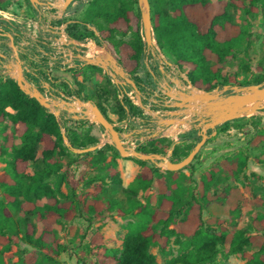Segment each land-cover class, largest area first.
Segmentation results:
<instances>
[{
	"label": "trees",
	"instance_id": "1",
	"mask_svg": "<svg viewBox=\"0 0 264 264\" xmlns=\"http://www.w3.org/2000/svg\"><path fill=\"white\" fill-rule=\"evenodd\" d=\"M5 0H0V6ZM81 1V0H77ZM153 37L157 47L171 59L177 68L184 72L191 84L200 90L210 91L217 86L238 85L249 82H239L233 75L224 73V63L233 59L242 49L248 48L252 38L253 20L257 16L263 18L264 0H148ZM71 5H69L68 9ZM74 13L79 17L63 18L68 21L65 32L68 37L77 41L85 38L94 40L95 45L111 53L118 65L135 81L143 98V106L150 104L151 110H159L163 103L162 95H154L156 85H152L155 67L144 64L146 44L141 33L140 11L137 0H89L85 8L76 5ZM67 9V11H68ZM81 9V10H80ZM231 9L240 10L243 19L240 23L234 21ZM59 23V22H58ZM3 31L10 32L12 28L7 21L0 20ZM95 26V28H92ZM42 48L40 44H34ZM41 65L36 66L33 74L48 84L51 95L60 93L71 97L75 96L83 101L91 100L101 112L111 121L106 112V102L111 93L109 88H99L91 95H84L83 84L86 72H101L95 65H85L81 68L73 67L70 72L71 80L47 77L45 59L40 58ZM44 64H43V63ZM261 70V69H259ZM143 71V74L141 72ZM82 76L78 82L77 77ZM107 76V81L111 83ZM264 80V74L254 79L255 84ZM30 81V80H29ZM41 91L44 87L38 82L35 84ZM114 90L123 96L115 101L118 122L128 117H139L148 124L150 119L143 109L134 104L126 95L130 86L113 85ZM157 102L153 103L150 98ZM9 108L10 110H7ZM162 109V108H161ZM164 109V108H163ZM9 121L16 127L17 137L21 145L15 146L13 137L3 135L0 142V158L6 162V171L0 174V264H41L35 258V251H43L44 258L51 261L49 253L59 256L65 247L55 236L52 224L60 218H71L79 211L78 195L75 192V183L67 181V171L62 168V159L67 156V164L77 161L82 156H90V163L94 168L110 170V181L122 185L119 172L116 170V159L119 157L114 146L105 143L102 147L82 154L73 153L63 143V133L71 146L87 148L99 142V138L92 134L93 123L84 119H74L61 113L55 117L43 108L35 99L22 92L16 82L10 78H2L0 73V123ZM112 122V121H111ZM254 125L252 133L246 139V144L260 145L264 148V125L261 126V116H250L234 119L216 127V135L228 130L235 124ZM99 128L103 129L101 126ZM129 128L137 129L135 123ZM118 132L122 130L115 127ZM212 131L208 130V134ZM216 136L210 137V143ZM199 140L197 130L191 129L178 136L173 141L167 137H147L138 141L136 150L142 153H159L166 155L170 151L169 159L173 162L183 159ZM205 143V144H206ZM204 144V145H205ZM203 145V146H204ZM239 150L226 152L211 163L212 167L205 169L200 182L195 185L200 192L191 193L185 206L177 207L179 199L174 195H167L158 200L152 209L139 208L140 203L133 201L134 221L127 224L119 249L102 247L103 261L108 264H156V256L151 252L156 247L158 254L165 264H225L231 255L239 254L246 264H264V214L256 215L251 219L247 229H230L217 221V227L206 224L203 210L218 199H224L229 206L230 216L239 212V202H245L241 192L233 189L232 195L224 193H209L219 168L226 172L227 177L239 178L247 166V155ZM40 155L44 167L32 175L26 173L30 162ZM200 152L184 168L177 171L189 170L194 173ZM108 157H110L108 159ZM130 159L141 168L135 180L125 192L133 196L138 190L146 192L151 188L159 169L150 161L136 158ZM166 172H170L167 171ZM245 177V175H243ZM255 176V175H253ZM98 173L92 179L99 180ZM66 182L70 193L65 195L61 190L62 183ZM45 198L43 204L38 202ZM66 199V201H62ZM253 202L262 201L255 196ZM89 207L96 211L100 208ZM34 216L41 224V231L36 234L35 226L26 217L13 218L12 211H22ZM20 232V233H19ZM19 241L32 248L23 249L26 253L16 262L4 260L3 252L9 250L10 244ZM172 246H178L180 251L170 256ZM252 249L253 252L248 250ZM218 255L222 260H218ZM107 262V263H106Z\"/></svg>",
	"mask_w": 264,
	"mask_h": 264
},
{
	"label": "rangeland",
	"instance_id": "2",
	"mask_svg": "<svg viewBox=\"0 0 264 264\" xmlns=\"http://www.w3.org/2000/svg\"><path fill=\"white\" fill-rule=\"evenodd\" d=\"M41 5L34 6L29 0H5L0 6V20L7 21L11 28L12 35H16L21 31L22 27L25 26V22L29 19L40 18L41 27L39 28L43 32L46 30V20L51 19L53 23L60 26L64 25L67 21H64L63 18H72L79 17V13H74L76 5L82 6L85 8L89 0H74L69 5L70 8H67L62 13L61 19H58V7L49 6L51 3L56 2L57 0H39ZM216 1V0H211ZM49 6V8H46ZM137 7L138 0H137ZM68 9V11H67ZM81 10V9H80ZM58 11V12H57ZM140 11V9H139ZM234 21L240 23L243 19V14L240 10L231 9L230 10ZM59 22V23H58ZM141 24V16H140ZM253 31L252 38L248 48L242 49L233 59H228L224 63V73L233 75L235 79L239 82H249L246 85H253L254 79L261 74H264V24L263 18L257 16L253 20ZM30 28V29H29ZM26 27L24 37L26 40L18 35L16 36L15 46L25 47L31 46V39H35V35L32 33L31 27ZM95 28V26H92ZM40 30H38L37 35L41 36ZM60 31V30H59ZM57 31V35H59ZM8 33V32H6ZM141 33L143 35L142 25ZM144 39V38H143ZM22 40L28 41V43L22 44ZM8 42V40H5ZM36 42V41H35ZM80 42L88 44L94 43V40L91 38H85ZM10 44V43H9ZM22 44V45H21ZM10 46V45H9ZM37 47L35 48V50ZM82 54L86 55V48H80ZM0 50L10 54V50L6 49V45H0ZM153 51L155 52V57H165L170 61V57L164 54L159 48L154 46ZM146 51L144 59L147 56H151L152 52ZM103 55H106L104 53ZM13 56V55H12ZM96 56V55H95ZM90 57V56H88ZM91 57H94L91 56ZM14 58V57H13ZM10 62H14L12 57L9 58ZM9 61L5 62L6 65ZM36 62V61H35ZM32 62L31 69L33 70L38 64ZM4 64L0 66V73L2 78H5ZM102 69V68H101ZM261 69V70H259ZM61 73H53L54 77H58ZM143 74V71L141 72ZM107 76L111 78V75L105 72L103 69L101 72H86V77L84 78L83 91L84 95H91L95 90L99 88H109L111 90L110 95L108 96V101L106 102V112L108 117L111 119L115 127H118V115L116 114L115 101L119 99L118 93L114 90L113 85L115 82L111 80V84L107 81ZM9 77V76H7ZM78 82L82 81V76H78ZM112 79V78H111ZM14 80V79H13ZM15 81V80H14ZM72 84L74 85V81ZM154 80L152 85H156ZM264 84V80L260 83ZM238 86V85H237ZM219 89L222 86H218ZM45 95V91H42ZM7 110H10L7 108ZM159 112V111H158ZM160 113V112H159ZM150 115V112L146 113ZM252 116V115H250ZM243 116V117H250ZM254 116H261V126L264 125V114H258ZM242 118V117H240ZM239 119V118H238ZM96 131L100 135V129L97 126L96 122L93 123ZM16 127L12 125L9 121L0 123V142L3 141V135L8 134L13 137V142L15 146H20L21 142L17 137ZM149 125H146V130L143 132H134V138H142L147 133ZM180 127V126H178ZM254 125L252 123L246 125L235 124V126L229 127L228 130L221 131L210 143H206L200 149V155L196 162H201L199 165H196V170L194 173H190L189 170H182L183 174L174 172H166L162 167H157L159 169V174L155 177L154 182L151 185V188L146 192L138 190L136 195L125 192L123 189H126L128 186H123L124 177V168L120 167L117 160L122 158L120 155L116 159V170L119 172L122 185L115 184L110 181L109 174L110 170L106 168H94L90 163V156H82L77 161L67 164L69 157L65 156L62 159V168L67 171V181L70 184L75 183V192L79 197L81 203L79 204V211H76L75 216L71 218H60L56 220L52 227L55 231V236L65 247V251L62 252L59 256H54L52 253L48 254L53 257V260L49 261L44 258L45 252L35 251L34 256L37 258L41 264H103V254L102 247L98 244V235L100 237L99 243L104 245L107 248L119 249L121 247L125 233L127 232V224L134 221L133 213L137 211L138 208H133V201H138L140 203L139 208H148L152 210L158 203V200L167 195H174L179 199V206H185L187 201L190 199L191 193L200 192V189H197L195 185L200 182L201 175L205 169L212 167L211 163L215 161L220 155L234 151L237 153L239 150L243 155H247L248 163L244 169V173L239 176V178L227 177L226 172L219 168L216 172L215 179L209 189V193H224L226 195H232L233 189H237L241 192L243 197L247 200L246 203L239 202V212L235 216H230V209L225 200L218 199L212 201L208 207L203 210V218L206 221L207 225L217 227V221L219 220L221 225L227 227L228 230L232 229H247L251 219L259 214H264V148L260 145L246 144V139L252 133ZM151 128V127H149ZM181 129L175 134L171 135L168 131L165 133L167 127H164L160 130L161 137H167L173 141L178 139L179 135L191 131L193 126L180 127ZM145 129V128H144ZM151 131H156V128L150 129ZM94 132V131H93ZM132 132L131 130L125 131L126 133ZM145 132V133H144ZM163 132V133H162ZM68 139V138H67ZM195 143V138L191 139ZM65 146L66 142L63 139ZM110 144L109 142H106ZM73 152V151H72ZM198 152V153H199ZM74 153V152H73ZM78 154V153H75ZM82 154V153H81ZM167 155L170 156V151L167 152ZM110 157H108L109 159ZM44 163L40 157L37 155V159L33 162H30L27 166L26 173L28 175L34 174V172L42 169ZM141 169V168H140ZM6 171V162L3 158H0V174ZM179 171V170H178ZM101 175L99 180L94 181L92 177L97 174ZM245 175V177L243 176ZM255 175V176H253ZM62 192L67 195L70 193L69 187H67L66 182L61 185ZM255 196L260 198L261 203L253 202L252 197ZM2 197L0 189V199ZM45 198L39 201V204L45 202ZM66 201V199L62 200ZM98 203L99 207L96 211H90L89 207H96ZM13 218H23L26 217L29 222H31L36 229V234H39L41 231V224L36 221L34 216L28 217L25 213V210L22 211H12ZM20 233V232H19ZM23 249L32 250L31 247L26 246L22 242L14 241L10 244L9 250L3 252L4 260L9 262H16L20 258H23L26 253H23ZM151 252L156 256V264H165L164 259L158 254L157 248L152 247ZM249 252L254 250L249 249ZM178 246H172L171 254L169 257L178 254ZM218 260H222L221 256L218 255ZM107 263V262H106ZM112 264V263H108ZM225 264H246L245 259H243L239 254L231 255L228 259L225 260Z\"/></svg>",
	"mask_w": 264,
	"mask_h": 264
},
{
	"label": "water",
	"instance_id": "3",
	"mask_svg": "<svg viewBox=\"0 0 264 264\" xmlns=\"http://www.w3.org/2000/svg\"><path fill=\"white\" fill-rule=\"evenodd\" d=\"M34 6L41 5L39 0H29ZM74 0H57L49 6H56L62 12ZM140 9L141 25L144 35V42L146 44V51H153L154 46L157 47L156 41L153 37L150 17V4L148 0H138ZM10 40V47L13 51L14 62L4 64L5 74L14 79L18 88L35 99L43 108L51 112L55 117H58L62 111L66 112L67 116L74 119H86L91 122H96L103 128L106 135L105 141L114 146L118 154L123 158H136L142 161H150L155 167H162L167 171H178L187 166L200 151L206 141L216 134V127L227 121L238 119L243 116L264 114V84H253L246 86L224 85L221 89L215 87L210 91L200 90L193 87L191 83L186 80L192 87L185 90L181 87L179 79L172 81L176 87H172L168 82L170 76L164 73L166 79L164 88L169 92L165 94L168 102L164 106L169 110L165 111L164 115H158L152 110L145 108L141 103V93L135 81L122 67L118 65L115 57L105 51L106 55H96L88 57L80 54L83 65H95L102 68L109 73L112 80L118 86L129 85L137 95L138 105L144 109L149 110L151 115L157 118V123L161 127L182 126L187 124L193 126L197 130L199 140L195 142L189 153L180 161L173 162L167 155L159 153H142L136 148L127 146L123 138L130 136L124 135L115 129V125L101 112L99 107L91 100L83 101L78 97L70 98L62 93L59 96L47 97L38 86L29 82L24 76V68L22 60L20 59L17 48L13 43V35L11 33H4ZM74 42V40H71ZM158 48V47H157ZM145 51V52H146ZM154 54V52H152ZM0 57L3 55L0 53ZM166 63H172L166 60ZM163 72V68H160ZM171 82V83H172ZM48 87V85H47ZM171 101V102H170ZM208 130L212 132L208 134ZM63 133V139L67 147L74 153H86L100 148V145H94L87 148H75L71 146L67 137ZM160 131H157L150 137H157Z\"/></svg>",
	"mask_w": 264,
	"mask_h": 264
},
{
	"label": "crops",
	"instance_id": "4",
	"mask_svg": "<svg viewBox=\"0 0 264 264\" xmlns=\"http://www.w3.org/2000/svg\"><path fill=\"white\" fill-rule=\"evenodd\" d=\"M51 22H52L51 19H47L46 20V23H47V26L48 27L46 28L45 32H43L42 30H40V33H41V36L40 37L42 38V40H45V38H47L49 40V37H47V36H50V35H51L52 38H55V37L59 36V35H57L58 33L55 34L56 32H54V31H52V30L49 29ZM66 23H68V21ZM69 39H71V38H69ZM71 40H74V39H71ZM43 42L42 43H43L44 46H42V48L37 47V49H36V51H37V56H36L37 59H36V61H37V64H38L37 66H39L41 64V62L39 61L40 58L45 59V61L46 60L47 61L50 60L52 62V64H53L52 77H54L53 76V73L59 72L61 74L58 77H54V78H57V79H63L64 78V79H67V80H71V74H70V72H67L66 70L69 69V68H73V67L81 68V67L85 66V65H83L82 59L80 58V54H82V50L79 47L75 46L74 44L70 43L69 45L64 46V47H59V46L54 47V46H52L48 42H45V41H43ZM25 43H28V42H25ZM82 55H84V54H82ZM163 60L166 62L167 59L165 57H164V59H162L159 56L158 57H155V52H154V54L152 53L151 56H147L144 59V64L146 65L147 69H149V64L152 65V67H155L156 68V73L153 76V80H155L156 83H157L156 84V89H155L154 95L160 94V95H162V98L164 97L163 98V103L160 105V107L162 109L160 108L159 110H152L153 112L157 113L158 115H164L165 111L169 110L168 108H166L164 106V103L166 101L165 94L168 93L169 91L166 88L163 87V85H165V81H166V79L164 78V73H167L168 74V67H167L168 66V63L163 65L162 64V61ZM167 61H169V60H167ZM169 62H171V60ZM160 68H163L164 71L162 72ZM168 75L170 76V78L168 79V82L173 87H175V84L172 81H174L176 79V77H174L171 74H168ZM38 82H40L41 83V86L44 87V91H45V93H47L46 96L56 97V95H51L49 93V91H48L49 86L47 87V85H48L47 83L42 82L39 77H36V75H33L32 83L36 84ZM115 85H117V84H115ZM131 90H133V89L131 88ZM135 95H136V93H135ZM73 97H75V96H73ZM142 98H143V95L141 94V99ZM150 101L153 102V103H156L157 102L152 97L150 98ZM144 107L145 108L147 107L148 109H150V104H147ZM141 108L144 110L143 107H141ZM61 113H65V115H66V112L65 111H62ZM148 119H150L149 120L150 122L148 124L143 123L142 120L140 119V122H141V125L142 126L141 127H138L137 129H134V130L130 129L132 132H130V133L127 132L124 135L130 134V136L135 137L133 134H136V133H134V132H136V131L137 132H143V131H145L147 129L146 128V125H149V127H151V128L148 127L149 130L150 129L152 130L153 127L156 128V131H151L150 133H148L149 130H147L146 131L147 134L144 137H142L141 140H139V141H142V140L146 139L147 137H150L151 135H153L157 131H160L161 129H163V127H161L160 125H158L157 118L154 117L153 115H151V113H150V115H148ZM84 120H86V119H84ZM87 121H88L89 124L90 123L91 124L94 123V122H91L90 120H87ZM97 126L99 127V125H97ZM174 127H175L174 125L168 127L166 129L165 133H167V131L169 133H171L170 130H174L175 131ZM99 129H100V132H101L100 133L101 137L99 136L98 132L96 131L94 125H93V128H92V131L91 132H92V134L96 135L99 138V142L96 145H100V147H102L106 143V141H105L106 135H105L103 129H101V128H99ZM176 133H173L171 135H175ZM158 136H162L161 135V132H160V135H158ZM117 162H118V164H119L120 167H123L124 168L125 181H123V186H129L135 180L136 175L141 171L140 166L138 164H136L135 162H133L132 160L125 159L123 157L120 158V159H118ZM170 172H174V171H170Z\"/></svg>",
	"mask_w": 264,
	"mask_h": 264
},
{
	"label": "built area",
	"instance_id": "5",
	"mask_svg": "<svg viewBox=\"0 0 264 264\" xmlns=\"http://www.w3.org/2000/svg\"><path fill=\"white\" fill-rule=\"evenodd\" d=\"M46 8H49V6H47ZM58 19H61L62 18V11L61 9L58 7ZM40 18H36V19H29V21L25 22V25L26 27H31L32 28V33L35 35V36H38L37 35V32L38 30H40L39 28L42 26L40 24ZM57 23H53L51 22L50 23V30L54 31L57 33V31H59V36L55 37V38H52L51 35L50 36H47L49 37V40L47 38L49 43L54 46V47H64V46H67L69 45L70 43L74 44L75 46L79 47V48H86L88 49V46L87 44L85 43H82L80 41H77V40H74L71 41V39L68 38V35L67 33L65 32V27L67 25V23H65L64 25H62V23L60 24V26L56 25ZM25 26L22 27L21 31H20V34L22 35V37L24 38V33H25V29L26 28ZM39 27V28H38ZM47 23H46V28H47ZM30 29V28H29ZM22 44L24 43V40H22ZM162 59H164L162 57ZM49 70L50 72L48 71V74H47V77H52V74H51V71H52V68H53V64L52 62L49 60ZM162 64H167L164 60L162 61ZM168 74H171L173 75L174 77H176V79H179L180 82H181V87L185 90H188V89H191L192 87L190 86V84L188 82H186V80H188L190 82V80L188 79L187 75L184 73V72H181L176 65H174L173 63L171 65L168 64ZM4 72V76L7 77V74H5V71ZM29 81V80H28ZM30 82V81H29ZM32 83V82H31ZM191 83V82H190ZM34 84V83H32ZM35 85V84H34ZM192 85V84H191ZM172 86V85H171ZM193 86V85H192ZM173 87V86H172ZM176 87V85H175ZM174 87V88H175ZM194 87V86H193ZM160 92V91H159ZM161 93V92H160ZM126 95L127 97L136 105H138V99H137V96L135 95L134 91L133 90H129L128 92H126ZM123 96L122 93H120L119 97L121 98ZM49 97V96H47ZM70 98H73V96H71ZM165 102H168V99L166 98V101ZM147 108V107H146ZM144 114L148 113L149 110L147 109H144ZM135 123L137 125V127H141V122H140V118L139 117H128L126 120H123L121 122H119L118 124V128H120L122 130V134H125V131L127 130H130L129 128V124L130 123ZM141 140V138H134L132 136H128V137H125L123 138V141L124 143L129 146V147H132V148H136V145H137V142Z\"/></svg>",
	"mask_w": 264,
	"mask_h": 264
},
{
	"label": "flooded vegetation",
	"instance_id": "6",
	"mask_svg": "<svg viewBox=\"0 0 264 264\" xmlns=\"http://www.w3.org/2000/svg\"><path fill=\"white\" fill-rule=\"evenodd\" d=\"M4 33L5 32L3 31V27L0 25V45L5 44L6 45V49H9L11 53L8 54V53L0 50V53L3 55V57H0V66H2V64H4L7 61L10 62V60H9L10 57H12V59H14L13 56H12L13 55V51H12L11 47L9 46L10 45L9 44L10 43V40H9V38L7 36L4 35ZM18 35L22 36L20 34V31L16 35H13V43L14 44L16 43V36H18ZM24 39L26 40L25 37H24ZM5 40H8V42H5ZM25 40H24V43L25 42H28V41H25ZM43 41L49 43L48 40H46V39L45 40H42V38L40 36H36V38L34 40L31 39V42H32L31 43V46H25V47H20L19 46V47H17V52H18V55H19L20 59L22 60V66L24 68V76H25V78L27 80H30L31 82L33 80V75H34L33 74V71L37 69V68L34 67L33 70L30 71L31 67H29V66H31V63L32 62H35L36 59H37L36 58L37 51L35 50L36 46H34V44H37L38 43V44L44 46L43 45V43H44ZM35 63H37V61ZM48 63H49V60L48 61L46 60V63H45V66L47 68V72L45 74L46 76L48 74V71L50 72V70H49L50 68H49V64ZM51 74H52V71H51Z\"/></svg>",
	"mask_w": 264,
	"mask_h": 264
},
{
	"label": "bare ground",
	"instance_id": "7",
	"mask_svg": "<svg viewBox=\"0 0 264 264\" xmlns=\"http://www.w3.org/2000/svg\"><path fill=\"white\" fill-rule=\"evenodd\" d=\"M87 46H88V49L86 51L87 56L91 57L93 55L94 56L95 55H103L105 53L101 47H99L93 43H88ZM174 126H175L174 127L175 131L170 130V132H171L170 134L178 132L181 129L180 127H182V126L185 127V126H187V124H182V126H180V127H178V126H176V124H174Z\"/></svg>",
	"mask_w": 264,
	"mask_h": 264
}]
</instances>
